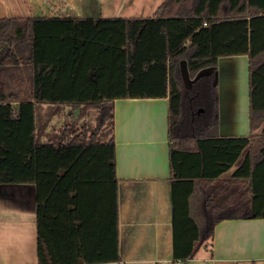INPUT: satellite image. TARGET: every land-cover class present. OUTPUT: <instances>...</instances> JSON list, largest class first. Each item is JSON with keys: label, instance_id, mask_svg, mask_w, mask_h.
<instances>
[{"label": "trees", "instance_id": "1", "mask_svg": "<svg viewBox=\"0 0 264 264\" xmlns=\"http://www.w3.org/2000/svg\"><path fill=\"white\" fill-rule=\"evenodd\" d=\"M243 53L254 135L219 137L216 72L197 76L219 56ZM24 73L22 93L14 84ZM157 97L169 98L173 259L181 263L211 243L219 222L264 218V0H165L149 18L0 19V184L37 187V264L121 262L114 101ZM49 104L96 110L97 127L68 124L43 142L37 109ZM256 135L262 147L251 158ZM243 179L252 195L241 203L234 190Z\"/></svg>", "mask_w": 264, "mask_h": 264}, {"label": "crops", "instance_id": "2", "mask_svg": "<svg viewBox=\"0 0 264 264\" xmlns=\"http://www.w3.org/2000/svg\"><path fill=\"white\" fill-rule=\"evenodd\" d=\"M146 1V0H142ZM152 2V0H147ZM165 0H154L153 17ZM123 5L119 7V11ZM84 0H0V19L91 16ZM145 11V10H144ZM115 17H121L116 15ZM114 18V17H112ZM249 54L221 55L214 67L219 89V137H248L250 126ZM185 86L192 84L189 65L180 61ZM169 98H127L114 101L116 175L119 181L120 263L180 264L173 259V186L168 134ZM256 135L246 155L254 158L261 149ZM224 174L219 183L236 169ZM234 194L249 202V180H240ZM37 187L35 184H0V264H37ZM240 196V197H239ZM227 197L218 199L224 202ZM184 264H264V218L219 222L209 245L200 247Z\"/></svg>", "mask_w": 264, "mask_h": 264}, {"label": "rangeland", "instance_id": "3", "mask_svg": "<svg viewBox=\"0 0 264 264\" xmlns=\"http://www.w3.org/2000/svg\"><path fill=\"white\" fill-rule=\"evenodd\" d=\"M152 2L142 0H84L87 7L90 8L91 16L100 17L103 14L104 18H112L116 15L128 17L130 15L137 16L140 14H149L152 8ZM123 5V9L119 11V7ZM145 10V11H144ZM22 74L18 72L16 78L20 79ZM25 80L17 81L15 87L22 89V93L29 88V83L26 78V73L23 74ZM39 139L43 142L56 140L59 134L64 132V126L68 129H80L83 126L89 130L97 127V111L85 109L83 107H70L66 105H40L37 109V120ZM104 135L110 136V124L108 123L104 129ZM222 197V196H221ZM193 216L200 224L203 222L202 214L199 207L193 200Z\"/></svg>", "mask_w": 264, "mask_h": 264}, {"label": "water", "instance_id": "4", "mask_svg": "<svg viewBox=\"0 0 264 264\" xmlns=\"http://www.w3.org/2000/svg\"><path fill=\"white\" fill-rule=\"evenodd\" d=\"M205 74H208V73L206 71L201 72V73L198 74L197 77H200V76L205 75ZM180 264H184V262H181Z\"/></svg>", "mask_w": 264, "mask_h": 264}]
</instances>
